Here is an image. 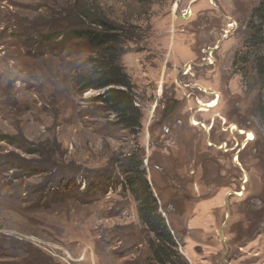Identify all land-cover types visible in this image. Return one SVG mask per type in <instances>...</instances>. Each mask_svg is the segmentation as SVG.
I'll return each instance as SVG.
<instances>
[{"label": "rangeland", "instance_id": "obj_1", "mask_svg": "<svg viewBox=\"0 0 264 264\" xmlns=\"http://www.w3.org/2000/svg\"><path fill=\"white\" fill-rule=\"evenodd\" d=\"M263 1L0 0V264H158L147 184L183 261L264 264ZM84 12L135 33L118 64L137 133L87 86L102 50L75 33Z\"/></svg>", "mask_w": 264, "mask_h": 264}, {"label": "trees", "instance_id": "obj_2", "mask_svg": "<svg viewBox=\"0 0 264 264\" xmlns=\"http://www.w3.org/2000/svg\"><path fill=\"white\" fill-rule=\"evenodd\" d=\"M82 15L92 26L75 30V33L102 50L99 57L94 60V78L87 83V86L98 89L114 86V88L98 94L96 98L104 104L108 111L116 114L119 125L137 133L136 130L141 128L142 112L137 105L136 94L133 90L135 85L132 83L131 77L118 64L122 37L126 36L132 40L135 33L130 31V34H126L125 32H129L126 25H117L103 18H94L89 12H84ZM255 15L260 23L251 24L248 27L250 34L248 39L254 48H263L264 1L255 10ZM252 66L259 80L264 81V55L257 56L255 62H252ZM246 70L247 67L244 69V75L247 74ZM244 78L247 77L244 76ZM258 111L264 115V101L260 102ZM6 138L0 136V140ZM132 194L138 200V212L142 223L155 235L152 242L151 260L158 264H190L183 261V256L175 249V239L164 219L157 213V199L148 184L142 192L139 193L135 189Z\"/></svg>", "mask_w": 264, "mask_h": 264}, {"label": "bare ground", "instance_id": "obj_3", "mask_svg": "<svg viewBox=\"0 0 264 264\" xmlns=\"http://www.w3.org/2000/svg\"><path fill=\"white\" fill-rule=\"evenodd\" d=\"M185 69H186V71L187 70H189L190 69V64H186L185 65ZM89 94H91V93H89ZM217 97V96H216ZM219 99L217 100V99H215V100H211L209 103L207 102V103H204V102H201V105H200V108L203 110V111H206V110H210L209 108H211V107H216L218 104H219ZM192 123H194V124H200L201 125V123H199V122H196L195 120L192 122ZM234 127V126H233ZM208 127L206 126V129H207ZM233 129V128H232ZM248 133V139L249 140H251V138L252 137H254V134L251 132V131H249V132H247Z\"/></svg>", "mask_w": 264, "mask_h": 264}, {"label": "flooded vegetation", "instance_id": "obj_4", "mask_svg": "<svg viewBox=\"0 0 264 264\" xmlns=\"http://www.w3.org/2000/svg\"><path fill=\"white\" fill-rule=\"evenodd\" d=\"M204 91V90H203ZM167 104H168V106H170L171 104L169 103V102H167ZM178 105V102H176L175 101V103L173 104V109L176 107ZM199 111H201V110H199ZM166 116V115H165ZM195 118V117H194ZM199 123H201V125L206 129V125H207V127H208V130L206 129V131L207 132H210V130L213 128V125H214V123L213 122H207V123H205V122H199ZM195 125V124H194ZM198 125V124H197ZM223 129V131H227V129L225 128V127H223L222 128ZM247 134V133H246ZM247 136H248V134H247ZM251 140H255V137H252L251 138ZM251 140H249L248 138H247V141H251ZM225 141H221V143H220V145L221 144H223ZM241 145L242 144H236V146H238L239 148L238 149H235V148H233L232 150H235V151H239L240 150V147H241ZM243 148H245V145H243L242 146V149ZM241 149V150H242ZM259 210H260V208H259ZM259 210H254V211H258L259 212ZM259 214V213H258ZM259 216V215H258ZM254 219V218H253Z\"/></svg>", "mask_w": 264, "mask_h": 264}, {"label": "water", "instance_id": "obj_5", "mask_svg": "<svg viewBox=\"0 0 264 264\" xmlns=\"http://www.w3.org/2000/svg\"><path fill=\"white\" fill-rule=\"evenodd\" d=\"M110 88H114V86H109V87H106V88H104V89H101L100 91H99V94L100 93H104L106 90H108V89H110ZM235 193V192H234ZM236 194V193H235Z\"/></svg>", "mask_w": 264, "mask_h": 264}, {"label": "built area", "instance_id": "obj_6", "mask_svg": "<svg viewBox=\"0 0 264 264\" xmlns=\"http://www.w3.org/2000/svg\"><path fill=\"white\" fill-rule=\"evenodd\" d=\"M210 57H211V55H210ZM190 69H191V65H190ZM190 69H189V70H190ZM189 70L186 71V69H185L186 72H188ZM222 119H223V118H222ZM223 121H224V120H223ZM225 143H226V142H224L222 145H220V148H223V145H225Z\"/></svg>", "mask_w": 264, "mask_h": 264}]
</instances>
